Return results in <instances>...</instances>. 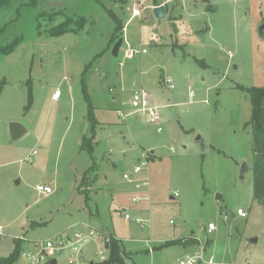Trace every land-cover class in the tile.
<instances>
[{"label": "rangeland", "instance_id": "374dc122", "mask_svg": "<svg viewBox=\"0 0 264 264\" xmlns=\"http://www.w3.org/2000/svg\"><path fill=\"white\" fill-rule=\"evenodd\" d=\"M11 2L0 11V259L14 239L93 227L133 264H177L202 246L216 264H264L252 103L239 89L264 87V0H80L42 16ZM161 2L166 17L158 19ZM70 19H81L77 31L52 33ZM17 37L10 52L1 49ZM125 49L147 52L126 60ZM137 88L159 107V125L117 114L133 111ZM12 123L26 132L14 137ZM142 152L148 167L138 177L150 187L136 190L123 176ZM40 185L53 192L39 193ZM192 237L199 246L166 245Z\"/></svg>", "mask_w": 264, "mask_h": 264}, {"label": "built area", "instance_id": "2783aa9c", "mask_svg": "<svg viewBox=\"0 0 264 264\" xmlns=\"http://www.w3.org/2000/svg\"><path fill=\"white\" fill-rule=\"evenodd\" d=\"M136 14L137 11H134ZM147 51L142 50H124V58L132 60L136 56L145 54ZM164 85L170 89H174L173 81L171 79L164 80ZM193 96V94L191 95ZM61 98V92L57 89L52 100L56 101ZM132 112H125V109L117 110V114L124 119L129 116L141 113L145 115L151 123L160 124L159 107L154 105L152 97L143 88L133 90L131 97ZM158 133L162 132V128L157 129ZM174 151V149H171ZM36 152L33 153L35 155ZM148 153H141V161L134 167L131 173L124 174L123 178L132 184L136 190H141L150 187L149 179L139 178V174L148 167L147 159ZM28 161H33V156L28 157ZM37 191L42 194L49 195L53 190L48 186H37ZM142 199L141 197H134L132 201L137 203ZM149 200L148 197L145 198ZM121 215V214H120ZM237 215L241 218H246L247 213L238 210ZM126 220H130L129 215H125ZM222 221H229L227 215L223 216ZM135 223L144 228L145 221L137 218ZM217 226L213 223L208 225L207 232L210 234L215 231ZM3 235V228L0 226V237ZM21 241V250L19 257L14 264H61L60 259H63V264H110L112 254V236L105 233L103 230L99 231L93 227H85L77 231L64 230L56 236L47 240ZM200 242V241H199ZM201 243V242H200ZM205 248L202 246L199 250H193L186 254L185 258L178 260L177 264H216L213 258H207L204 254Z\"/></svg>", "mask_w": 264, "mask_h": 264}, {"label": "trees", "instance_id": "16d2710c", "mask_svg": "<svg viewBox=\"0 0 264 264\" xmlns=\"http://www.w3.org/2000/svg\"><path fill=\"white\" fill-rule=\"evenodd\" d=\"M19 1V2H17ZM59 1H80V0H16V4L20 3L21 7H30L39 12V16L47 13L44 5L48 2ZM156 1V0H155ZM163 2L157 3L156 6H161ZM12 4L11 0H0V11L6 7H10ZM18 6V8H19ZM62 12V11H61ZM82 19V18H81ZM81 19L74 21L70 19V22L65 23V26L54 30V35H60L67 32H75L78 30ZM5 28L0 31V36L5 33ZM21 40V37H17L12 42L3 46L1 49L4 52H10ZM240 90L249 94L252 103V118L251 126L254 133V144H253V177H254V199L264 204V87H252L245 88L240 86ZM195 238V237H194ZM193 237L190 239H179L170 241L167 246L182 245L184 247H197L200 242L197 238ZM14 247L11 255L7 258H1L0 264H14L21 250V241L14 239ZM207 246L209 244H206ZM112 254L110 264H126V260L123 256V250L116 239L112 237Z\"/></svg>", "mask_w": 264, "mask_h": 264}, {"label": "water", "instance_id": "95a60500", "mask_svg": "<svg viewBox=\"0 0 264 264\" xmlns=\"http://www.w3.org/2000/svg\"><path fill=\"white\" fill-rule=\"evenodd\" d=\"M66 7V3L65 2H59V1H52V2H48L47 4L44 5V8L47 9L48 11H52V10H57V11H62L64 10V8ZM154 14L155 16L158 18V19H163L166 17V7L163 5V6H158V7H155L154 8ZM258 35L259 37L264 40V23L261 24L258 29ZM124 44V38H120L114 45L113 49H112V54L113 56L115 57H118L119 54H120V50L122 48ZM11 132L13 134L14 137H18L20 135H22L23 133L26 132V130L20 125V124H17V123H12L11 126ZM196 142L198 143H201L203 144V137L200 135L197 137L196 139ZM248 171V168H247V165L244 164L242 166V169H241V174H245L246 172ZM19 184V181L16 182V185ZM173 199V198H172ZM216 199L218 201H223L224 198H223V195L222 194H217L216 196ZM257 239L254 238L251 240V242L253 244H256L257 243ZM54 264V262L52 263ZM126 264H133L131 261H126Z\"/></svg>", "mask_w": 264, "mask_h": 264}, {"label": "crops", "instance_id": "0c3cea01", "mask_svg": "<svg viewBox=\"0 0 264 264\" xmlns=\"http://www.w3.org/2000/svg\"><path fill=\"white\" fill-rule=\"evenodd\" d=\"M163 5H164L165 7H167L166 2H163V3L161 4V6H163ZM155 7H158V6H155ZM134 11H138L137 8H134ZM134 14H135V13H134ZM60 99H61V98H60ZM60 99H59V100H60ZM56 101H57V100H56ZM172 198H173V197H172Z\"/></svg>", "mask_w": 264, "mask_h": 264}]
</instances>
